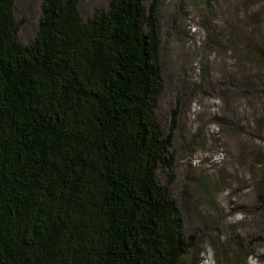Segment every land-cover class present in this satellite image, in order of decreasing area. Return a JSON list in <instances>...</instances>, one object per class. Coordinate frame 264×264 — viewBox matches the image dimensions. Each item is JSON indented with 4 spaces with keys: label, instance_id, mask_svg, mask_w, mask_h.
Returning a JSON list of instances; mask_svg holds the SVG:
<instances>
[{
    "label": "trees",
    "instance_id": "trees-1",
    "mask_svg": "<svg viewBox=\"0 0 264 264\" xmlns=\"http://www.w3.org/2000/svg\"><path fill=\"white\" fill-rule=\"evenodd\" d=\"M197 2L206 42L232 64L223 125L242 136L230 163L251 178L259 219L247 232L216 223L210 242L219 264H250L264 244V0ZM159 7L107 0L83 16L79 0H42L22 43L15 0H0V264H184L193 252L198 232L158 177L174 169L179 113L166 129L157 116Z\"/></svg>",
    "mask_w": 264,
    "mask_h": 264
},
{
    "label": "rangeland",
    "instance_id": "rangeland-1",
    "mask_svg": "<svg viewBox=\"0 0 264 264\" xmlns=\"http://www.w3.org/2000/svg\"><path fill=\"white\" fill-rule=\"evenodd\" d=\"M151 1L144 0V3L149 5ZM106 2L79 0V8L83 16H87L93 8L105 6ZM159 4L164 89L159 96L157 116L166 129L177 102L179 113L172 148L174 169L171 175L159 171L158 177L169 184L181 203L188 231L198 232L196 246L183 263H224L210 242L211 226L217 223L224 228L223 224H232L247 232L248 226L252 228V224L259 221L252 180L247 181L249 175L236 173L235 165H231L233 161L230 163V158L239 157L236 145L243 141L242 136L231 133L223 125L229 118L230 100L223 95L226 85L222 79L232 64L227 62L222 49L206 42L210 18L204 16L202 4L198 5L197 0H159ZM218 9L215 7L210 13L217 29L223 17ZM41 15L42 0H15L22 43L33 40ZM229 149L230 154H227ZM237 168L242 172V166ZM205 177L211 179L210 187L203 185ZM198 181L202 182L200 186H197ZM229 186L232 193L234 191L231 196ZM198 216L204 222L212 217L210 226L198 229ZM255 250L250 264H264L258 259L264 254V244L257 245Z\"/></svg>",
    "mask_w": 264,
    "mask_h": 264
}]
</instances>
